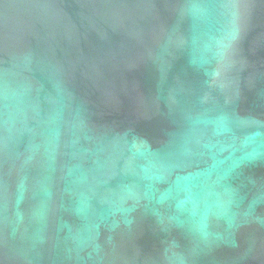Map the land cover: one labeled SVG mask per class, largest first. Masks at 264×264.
<instances>
[{"label":"water","instance_id":"1","mask_svg":"<svg viewBox=\"0 0 264 264\" xmlns=\"http://www.w3.org/2000/svg\"><path fill=\"white\" fill-rule=\"evenodd\" d=\"M0 264H264V0H0Z\"/></svg>","mask_w":264,"mask_h":264}]
</instances>
